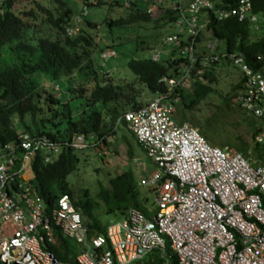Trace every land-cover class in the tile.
<instances>
[{
    "label": "built area",
    "instance_id": "built-area-1",
    "mask_svg": "<svg viewBox=\"0 0 264 264\" xmlns=\"http://www.w3.org/2000/svg\"><path fill=\"white\" fill-rule=\"evenodd\" d=\"M116 1L125 8L132 3L142 7L151 19L170 13L166 27L173 31L149 57L160 61L168 47L183 59L177 78L159 80L165 91L116 121L117 127L124 123L151 164L139 184L152 189L155 212L146 215L130 207L104 235L90 234L68 194L52 208L45 206L30 184V159L38 151L50 161L63 147L84 150L93 145L92 138L76 133L70 142L58 143L45 134L20 133L14 142L0 145V264H67L45 248L54 242V230L79 247L77 264H142L152 255L157 258L153 264H264V161L254 164L233 148L212 146L197 128L174 118L173 106L179 100L173 90L189 88L195 67L200 78L224 59L242 74L236 104L264 123L261 72L251 70L240 53L222 51L215 37L200 44L211 18L246 21L264 33V15L253 12L252 0L228 8L218 0H82L76 23L87 4ZM77 30L69 27L67 33ZM115 55L106 48L100 57L106 61ZM254 139L262 142L264 131Z\"/></svg>",
    "mask_w": 264,
    "mask_h": 264
},
{
    "label": "trees",
    "instance_id": "trees-1",
    "mask_svg": "<svg viewBox=\"0 0 264 264\" xmlns=\"http://www.w3.org/2000/svg\"><path fill=\"white\" fill-rule=\"evenodd\" d=\"M17 1L2 0L0 3V145L14 142L20 133L45 134L58 143L70 142L74 134L80 133L92 138L97 151L108 148L110 135L117 129V119L128 110L125 106L129 104V98L122 103L121 87L103 81L101 70L105 67L94 55L97 44L90 30L97 25L95 20L87 17L88 10L106 7V3L87 4V13L76 23V16L82 11V0H78L77 13L66 0H48V7L37 0H20L24 5L15 8ZM218 1L222 7L228 8L235 6L239 0ZM106 5L121 12L118 17L106 16L103 19L109 32L113 28L148 23L153 29L160 30L167 28L171 19L170 13L151 19L142 7L134 3L128 8L119 1ZM252 10L264 15V0H252ZM82 22L85 28L81 26ZM73 26L77 27V32L68 35L67 29ZM163 36L160 34L150 39L151 49L159 45ZM210 37L219 40L222 51L240 53L251 70L261 71L264 67V33L254 30L248 22H238L235 18L224 21L211 18L206 31L200 36V44ZM106 41V48L114 49V38L108 37ZM141 43L138 42L136 47ZM168 51L169 54L158 62L150 57L130 58L126 62L131 73L129 76L152 95L165 91L164 83L159 81L161 78L179 76L183 59L174 49ZM220 62L229 63L224 59L214 63L205 69L200 78L194 74L195 67L190 75L189 88L173 90V94L179 96L173 106L180 108V120L174 118L180 122L187 120L195 127L203 125L200 133L209 140H213L208 127L210 121L207 119L201 125L194 116L185 112L216 92L215 68ZM73 73L75 77H70ZM241 80L242 76L231 88L236 90ZM55 86L60 87L58 91L63 90V94L56 96ZM77 99L81 101V106H75L73 110L72 102ZM140 106L131 102V110ZM255 125L252 120V128ZM120 126L125 128L123 122ZM261 131L264 130H254L253 139ZM124 139L128 141L126 136ZM234 147L254 164L264 161V139L253 143L251 151L255 161L247 156V143L241 141ZM129 151L131 153L132 150ZM79 159L78 151L71 147H63L50 161H45L42 152L32 155L30 168L33 177L30 184L48 209L54 206L60 195L68 194L88 232L98 235H104L109 223L125 216L130 207L148 215L138 202L140 184L133 169L110 178L107 187L99 185L93 195L88 189L75 195L67 177L77 169ZM45 248L59 261L77 264L75 258L79 247L59 231L54 230V242L46 244ZM156 259L154 255L146 257L142 264H153Z\"/></svg>",
    "mask_w": 264,
    "mask_h": 264
},
{
    "label": "rangeland",
    "instance_id": "rangeland-1",
    "mask_svg": "<svg viewBox=\"0 0 264 264\" xmlns=\"http://www.w3.org/2000/svg\"><path fill=\"white\" fill-rule=\"evenodd\" d=\"M37 1L44 3L46 7L50 5L48 0ZM66 2L77 13L79 9L78 0H66ZM23 5V2L18 0L15 2L14 7L20 8ZM120 13L119 10L109 9L108 6L89 8L87 17L95 20L97 25L96 28L90 30V33L94 35L97 44L94 55L99 58L101 66L104 65L105 67L101 70L102 79L105 83H112L115 86L121 87L120 89L124 96L121 102L123 103L129 98V104L125 106V109L131 110L132 101L137 105H143L151 100L153 95L148 93L132 76H129L131 73H129L126 67V62L130 58L149 57L153 46L149 44L150 39L156 35H165L168 32H172L173 29H153L151 27L152 24L148 23L144 25L131 24L126 28H113L109 32L104 26L103 19L106 16L107 18L118 17ZM81 26L85 28L83 22ZM111 36L114 38L116 55L104 61L101 59L100 54L103 49H106L108 45L106 40ZM138 42L142 43L139 47H136ZM166 50L168 52V47ZM220 63L215 68L216 92L208 96L200 105H197L192 110L186 109L187 112L185 113L188 116H194L201 125L205 124L207 119L210 121L208 127L212 132L210 136L213 140L206 139L209 144L219 148L229 147L236 150L234 145L244 141L249 146L247 156L252 161H255L251 151L255 142L252 134L254 130H264V123L243 111L236 104V90H233L231 87L238 83L242 76L240 69L233 66L230 62ZM260 72L264 76V67ZM70 77H75V74L73 73ZM63 92V90L57 91L55 95L60 96ZM80 103L79 99L73 100V110L76 107H80ZM179 109V107H174V117L178 120H180ZM252 120L256 122L253 128L251 126ZM185 122L191 124L187 120ZM195 128L201 132L204 126ZM124 136L128 138V141H125ZM220 142L223 144L219 145ZM130 149L132 150L131 153ZM78 156L80 159L77 169L67 177L75 195L79 194L83 189H88V192L93 195L98 191L99 185L107 187L110 178L128 169H133L134 175L139 181L143 174L146 175L148 173L149 166H151L135 138L122 126H118L115 132L110 135L108 148L103 150L98 149L97 151L93 145H90L86 149L78 151ZM142 164L143 168L141 167ZM138 190V202L142 209L148 213H154L155 206L152 189L148 186H140Z\"/></svg>",
    "mask_w": 264,
    "mask_h": 264
},
{
    "label": "bare ground",
    "instance_id": "bare-ground-1",
    "mask_svg": "<svg viewBox=\"0 0 264 264\" xmlns=\"http://www.w3.org/2000/svg\"><path fill=\"white\" fill-rule=\"evenodd\" d=\"M29 174H30V173L28 172L27 176H29ZM30 175H31V174H30Z\"/></svg>",
    "mask_w": 264,
    "mask_h": 264
},
{
    "label": "clouds",
    "instance_id": "clouds-1",
    "mask_svg": "<svg viewBox=\"0 0 264 264\" xmlns=\"http://www.w3.org/2000/svg\"><path fill=\"white\" fill-rule=\"evenodd\" d=\"M2 1V0H1ZM1 1H0V3H1Z\"/></svg>",
    "mask_w": 264,
    "mask_h": 264
},
{
    "label": "crops",
    "instance_id": "crops-1",
    "mask_svg": "<svg viewBox=\"0 0 264 264\" xmlns=\"http://www.w3.org/2000/svg\"><path fill=\"white\" fill-rule=\"evenodd\" d=\"M33 175V174H32Z\"/></svg>",
    "mask_w": 264,
    "mask_h": 264
}]
</instances>
